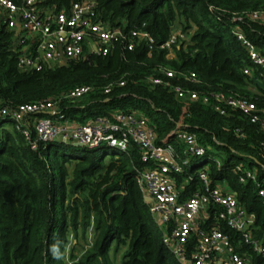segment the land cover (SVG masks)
I'll return each mask as SVG.
<instances>
[{"label": "trees", "instance_id": "trees-1", "mask_svg": "<svg viewBox=\"0 0 264 264\" xmlns=\"http://www.w3.org/2000/svg\"><path fill=\"white\" fill-rule=\"evenodd\" d=\"M72 1L77 0L45 3L62 8ZM263 7L264 0H97L93 18L123 30L113 49L28 69L18 64L16 31L0 23V264H114L112 247L116 252L125 248L121 264H181L166 244L137 181L138 170L148 164L137 144L111 160L97 151L105 144L88 147L39 138L34 149L16 120L2 111L61 95L81 84L93 88L79 99L63 97L60 104L66 114L85 120L110 113L113 107H138L153 121L158 142H173L181 153L186 145L178 141L175 130L183 115L184 124L207 150L203 158L210 162L213 183L226 184L239 204L254 214L249 231L264 241V195L260 194L264 128L239 109L227 107L222 113L213 105L215 96L210 102L192 100L184 110L169 86L148 79L161 76L201 93L238 94L264 107V80L244 72L246 65L255 67L233 31L234 26L242 28L264 53V22L247 16L234 19L238 13ZM175 23L190 37L174 44V55L168 56L160 44ZM141 27L154 41L143 39L130 48L132 30ZM165 67L177 73L167 76ZM190 71L199 80L182 74ZM108 85L112 88L107 92ZM32 136L37 137L33 127ZM214 156L221 165L210 160ZM194 170L178 173V183ZM249 170H256V179L247 177ZM197 183L192 181L185 192ZM91 225L94 239L89 246L79 254L78 241L66 253L69 232L77 238L81 231L86 237ZM220 228L248 260L263 263L244 241V232L224 220Z\"/></svg>", "mask_w": 264, "mask_h": 264}, {"label": "built area", "instance_id": "built-area-1", "mask_svg": "<svg viewBox=\"0 0 264 264\" xmlns=\"http://www.w3.org/2000/svg\"><path fill=\"white\" fill-rule=\"evenodd\" d=\"M45 1L0 0V23L16 31L18 64L23 69L60 62L65 60L63 55L70 59L107 54L113 49L116 40L124 35L121 27L93 18L97 0L72 1L62 8L46 4ZM244 16L264 22V7L238 13L234 19L241 20ZM233 31L247 48L255 67L246 65L244 72L256 74L264 80V53L242 28L234 26ZM132 34L135 38L128 42L130 48L143 39L154 41L153 35L142 27L133 29ZM189 37L190 32L175 23L170 36L160 47L168 50V56H173L174 44ZM164 72L172 77L177 70L165 67ZM182 74L193 81L199 80L195 71ZM148 79L169 86L184 104V110L192 100L201 98L204 102H210L211 96H215L213 105L222 113L227 112V107L239 109L264 128V107L255 99L220 91L201 93L194 87L161 76ZM92 88L89 84L77 85L61 95L38 98L22 103L16 109L5 107L2 111L16 120L17 127L34 149L38 147L39 138L81 143L88 147L105 144L120 151H128L132 143L137 144L142 159L148 163L138 170L137 181L152 215L163 231L166 244L181 264H253L237 250L231 235L220 228L221 220L231 228L244 232V241L253 246L264 264V241L255 239L249 231L255 219L254 214L248 213L239 204L236 194L226 184L213 183L209 167L203 166L205 159L194 163V158L203 157L207 150L197 133L184 124V116L178 120L175 130L178 141L186 145L181 153L173 142H158L153 121L143 110L113 107L110 113L97 114L85 120L66 114L60 104L62 98L79 99L85 97ZM111 88L108 85L105 91ZM32 127L36 138L32 136ZM210 160L222 164L218 158L212 157ZM193 168L194 173L179 184L177 174ZM236 170L241 168L237 166ZM246 173L247 177L256 179V170ZM196 179L198 183L192 191L185 192L186 186ZM241 179L246 180L244 177ZM260 194L264 195V189L260 190Z\"/></svg>", "mask_w": 264, "mask_h": 264}, {"label": "rangeland", "instance_id": "rangeland-1", "mask_svg": "<svg viewBox=\"0 0 264 264\" xmlns=\"http://www.w3.org/2000/svg\"><path fill=\"white\" fill-rule=\"evenodd\" d=\"M172 55H174V52L171 53ZM134 110H139L138 107H132ZM150 118V117H149ZM11 123H6V127L11 128ZM97 151L101 154H104V156L106 157L107 160H111L112 158H117L120 157L122 154V151L116 149V148H112V147H106L105 145H102L100 147H97ZM215 159V156L213 157ZM204 160L203 157L201 158H197L194 160V163L198 164V162ZM203 166L205 168H208L210 166V162L209 160L206 161ZM87 236H83V234L81 233V231L79 232V236L77 238L74 237V234L72 231L69 232V239L70 242L67 244L66 246V253H69L70 247L75 244L76 242L79 241V243L77 244L78 249L76 250L77 253H81V251L85 248H87L89 246V244L93 241L94 239V230L92 225L88 228L87 231ZM125 250V248L120 249L118 252L115 251V248L112 247L111 251H110V258L111 260H113L114 264H121V256L123 251Z\"/></svg>", "mask_w": 264, "mask_h": 264}, {"label": "water", "instance_id": "water-1", "mask_svg": "<svg viewBox=\"0 0 264 264\" xmlns=\"http://www.w3.org/2000/svg\"><path fill=\"white\" fill-rule=\"evenodd\" d=\"M18 29L20 30L21 28H18ZM63 59L67 60L68 58L65 55H63ZM50 65L52 64L50 63ZM76 145L83 146V144L81 143H76ZM145 200H147V198Z\"/></svg>", "mask_w": 264, "mask_h": 264}]
</instances>
